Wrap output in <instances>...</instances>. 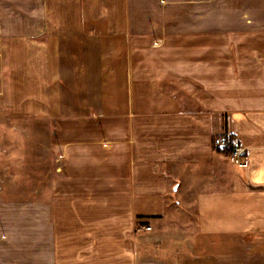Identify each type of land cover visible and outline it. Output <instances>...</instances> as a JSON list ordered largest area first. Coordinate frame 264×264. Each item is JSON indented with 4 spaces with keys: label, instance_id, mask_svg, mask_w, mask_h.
<instances>
[{
    "label": "crops",
    "instance_id": "crops-1",
    "mask_svg": "<svg viewBox=\"0 0 264 264\" xmlns=\"http://www.w3.org/2000/svg\"><path fill=\"white\" fill-rule=\"evenodd\" d=\"M0 103L55 160L0 264H264V0H0Z\"/></svg>",
    "mask_w": 264,
    "mask_h": 264
},
{
    "label": "rangeland",
    "instance_id": "rangeland-1",
    "mask_svg": "<svg viewBox=\"0 0 264 264\" xmlns=\"http://www.w3.org/2000/svg\"><path fill=\"white\" fill-rule=\"evenodd\" d=\"M52 127V121L45 118H6L0 103V188L9 197L41 195L43 189L39 191L34 186L46 185L55 167L53 153L44 148Z\"/></svg>",
    "mask_w": 264,
    "mask_h": 264
},
{
    "label": "built area",
    "instance_id": "built-area-1",
    "mask_svg": "<svg viewBox=\"0 0 264 264\" xmlns=\"http://www.w3.org/2000/svg\"><path fill=\"white\" fill-rule=\"evenodd\" d=\"M212 144L220 149L228 150L229 160L241 167L246 165V157L244 156V148L239 146H233L230 143L228 134H219L213 137ZM149 229V226L145 227Z\"/></svg>",
    "mask_w": 264,
    "mask_h": 264
},
{
    "label": "trees",
    "instance_id": "trees-1",
    "mask_svg": "<svg viewBox=\"0 0 264 264\" xmlns=\"http://www.w3.org/2000/svg\"><path fill=\"white\" fill-rule=\"evenodd\" d=\"M224 151L225 154H228V150L227 149H222Z\"/></svg>",
    "mask_w": 264,
    "mask_h": 264
}]
</instances>
